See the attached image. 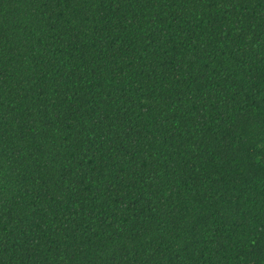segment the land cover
Listing matches in <instances>:
<instances>
[{
    "label": "trees",
    "instance_id": "1",
    "mask_svg": "<svg viewBox=\"0 0 264 264\" xmlns=\"http://www.w3.org/2000/svg\"><path fill=\"white\" fill-rule=\"evenodd\" d=\"M0 264H264V0H0Z\"/></svg>",
    "mask_w": 264,
    "mask_h": 264
}]
</instances>
